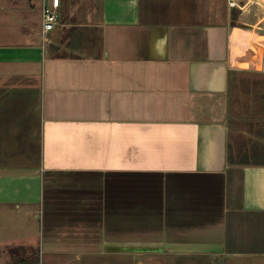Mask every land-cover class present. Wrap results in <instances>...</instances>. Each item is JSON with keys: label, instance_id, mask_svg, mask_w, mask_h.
<instances>
[{"label": "crops", "instance_id": "0c3cea01", "mask_svg": "<svg viewBox=\"0 0 264 264\" xmlns=\"http://www.w3.org/2000/svg\"><path fill=\"white\" fill-rule=\"evenodd\" d=\"M234 1L61 0L44 37L0 0V264H264V4Z\"/></svg>", "mask_w": 264, "mask_h": 264}, {"label": "built area", "instance_id": "2783aa9c", "mask_svg": "<svg viewBox=\"0 0 264 264\" xmlns=\"http://www.w3.org/2000/svg\"><path fill=\"white\" fill-rule=\"evenodd\" d=\"M264 2V0H261ZM235 4V1L232 0ZM61 0H43L42 4V33L45 37L47 33L52 31L60 21L59 8ZM35 264H43L42 252H40V261Z\"/></svg>", "mask_w": 264, "mask_h": 264}, {"label": "rangeland", "instance_id": "374dc122", "mask_svg": "<svg viewBox=\"0 0 264 264\" xmlns=\"http://www.w3.org/2000/svg\"><path fill=\"white\" fill-rule=\"evenodd\" d=\"M261 3L264 4V2L261 1V0H253V2H252L253 5H252V8H251L252 9V12H254V11L256 12L257 7L260 6ZM141 255H143V254H141ZM151 255L150 256L147 255L146 257H142L141 258V264H149L148 257L153 258ZM143 258H145V259H143ZM151 261H152V259H151ZM29 263H32V262L30 261ZM165 264H167V263H165Z\"/></svg>", "mask_w": 264, "mask_h": 264}]
</instances>
